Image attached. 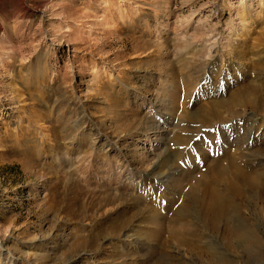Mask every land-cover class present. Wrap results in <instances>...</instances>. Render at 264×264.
<instances>
[{
    "label": "rangeland",
    "instance_id": "rangeland-1",
    "mask_svg": "<svg viewBox=\"0 0 264 264\" xmlns=\"http://www.w3.org/2000/svg\"><path fill=\"white\" fill-rule=\"evenodd\" d=\"M213 101L227 102L219 119L193 121ZM246 117L257 153L264 0H0V264H205L176 240L193 228L157 224L150 207L187 200L190 177L215 164L219 128L230 141ZM135 225L158 232L163 263ZM79 234L92 235L72 249ZM208 240L228 264H264Z\"/></svg>",
    "mask_w": 264,
    "mask_h": 264
},
{
    "label": "bare ground",
    "instance_id": "bare-ground-1",
    "mask_svg": "<svg viewBox=\"0 0 264 264\" xmlns=\"http://www.w3.org/2000/svg\"><path fill=\"white\" fill-rule=\"evenodd\" d=\"M217 103L213 101L212 103L206 104V106L202 105L203 107L199 108L193 114L190 112L196 119L193 121L209 123L211 121L213 122L216 118L219 119L222 114L219 107L227 105V102L219 101L220 105ZM249 118L246 117L244 120V122H250V125L248 127L246 126L247 128L245 126L241 128L239 125L237 127L235 126V135L230 141L223 139V134L226 133L225 129L219 128L218 137L221 140V148L216 156L217 159L214 161L215 164L214 166L212 164L209 165L205 169L206 173L201 174L199 178L190 177L191 182L194 181L196 185L192 186L193 184L191 185L189 183L190 181L188 182V185H190L185 193L188 195L187 200L183 202L181 198L182 203H176V197V201H171L173 203L172 206L164 208L165 214H160V210L156 206L150 207V216L155 219L157 224H159V219L162 218L164 220L169 219L172 222L186 224L193 228L191 237H177L176 240L185 246L186 251L190 255L208 257L205 264H214L215 262L217 264H228L225 259H222L221 256L223 255L218 251L219 248L217 250L218 246L211 240H208L211 234L222 239L225 246L232 252H240L241 250L256 258L264 255V235L260 231L262 223L260 221L261 218H259L261 206L258 205L259 201H261L260 199L264 197V165L260 161H257L260 160L258 158L259 156L264 155V146H260L257 153L252 152L251 154L250 151H247L248 145L252 143L249 140V133L251 132L253 124ZM183 137L185 138L186 136L184 135ZM175 138L185 144V141L187 142L189 137L185 138V141H182L183 138L180 134L175 136ZM232 142H235V149L230 148ZM176 143L180 144V142ZM242 149H245V151L242 152ZM159 176L162 175L160 174ZM157 183L159 184L158 181ZM136 215V211L133 210L131 215L118 216V218L110 221L107 227L100 229L93 235H77L78 237L75 243L71 246L72 249H74L73 247L81 245L83 239L81 242L79 240L85 236L89 237L92 235L94 241L100 235L112 236L125 225H128L130 219ZM133 231V235L135 233L133 239L140 245L139 248L145 251L150 248V251L145 252V254L155 256V263H163L167 253L165 250L166 245L157 235L158 232H150L147 229H142L140 226L133 228ZM119 254H121L120 250ZM174 261L177 264H186L178 257L174 258Z\"/></svg>",
    "mask_w": 264,
    "mask_h": 264
}]
</instances>
